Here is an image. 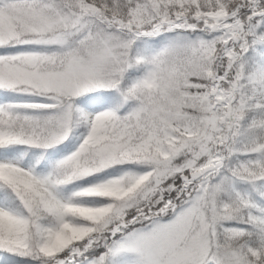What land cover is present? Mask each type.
<instances>
[{
  "label": "snow or ice",
  "instance_id": "obj_1",
  "mask_svg": "<svg viewBox=\"0 0 264 264\" xmlns=\"http://www.w3.org/2000/svg\"><path fill=\"white\" fill-rule=\"evenodd\" d=\"M0 264H264V0H0Z\"/></svg>",
  "mask_w": 264,
  "mask_h": 264
}]
</instances>
